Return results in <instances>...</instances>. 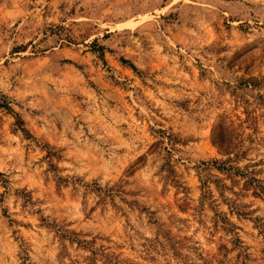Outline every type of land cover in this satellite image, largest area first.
Listing matches in <instances>:
<instances>
[{
	"label": "rangeland",
	"instance_id": "1",
	"mask_svg": "<svg viewBox=\"0 0 264 264\" xmlns=\"http://www.w3.org/2000/svg\"><path fill=\"white\" fill-rule=\"evenodd\" d=\"M2 96L0 264H264V0H0Z\"/></svg>",
	"mask_w": 264,
	"mask_h": 264
},
{
	"label": "trees",
	"instance_id": "2",
	"mask_svg": "<svg viewBox=\"0 0 264 264\" xmlns=\"http://www.w3.org/2000/svg\"><path fill=\"white\" fill-rule=\"evenodd\" d=\"M92 46L93 47L95 46V42L92 44ZM93 51L95 53L96 52L99 53V57L103 59V47L102 46H98V48ZM2 98L3 99H0V109L11 111V113H13L5 97L2 96ZM15 119H16V126L22 127L23 122L19 118V116L15 115ZM21 129H22L21 131L23 132L25 131L23 130V128ZM232 134H233V131H228L223 126H218L216 129L213 130L212 143L219 148V150L221 151L223 155L228 156V158L226 160H214L211 162H202L200 171L202 173H207L210 169H215L219 171L221 174H226V173H229L230 171H234L235 174L239 173L240 177L246 179L245 185L243 186L244 190L248 191L249 189H252L254 197H259V196L264 197V186L261 184L260 180H258L255 177L254 172L246 171L244 173L242 171H239L237 167L232 165V162L239 160L244 155V152H240V150L237 149L239 147V142L237 144L234 143ZM231 155H233L232 158L230 157ZM204 187H205V183H203V189ZM206 193L207 192H204L203 196H205L204 194ZM225 221L226 222L224 223L227 225L228 230L229 231L232 230L234 228V225L231 224V222H229L227 219H225Z\"/></svg>",
	"mask_w": 264,
	"mask_h": 264
}]
</instances>
